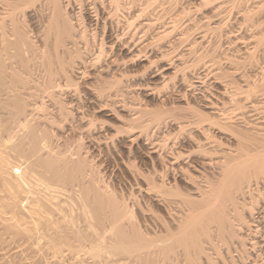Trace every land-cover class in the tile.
Returning a JSON list of instances; mask_svg holds the SVG:
<instances>
[{"label": "bare ground", "instance_id": "1", "mask_svg": "<svg viewBox=\"0 0 264 264\" xmlns=\"http://www.w3.org/2000/svg\"><path fill=\"white\" fill-rule=\"evenodd\" d=\"M39 1L45 16L30 36L26 23L19 27L14 19L18 4L0 0L4 9L0 12V42L4 41L0 43V213L10 214L3 219L48 244L54 261L43 264H159L164 256L169 263L175 260L173 264H236V260L264 264V121L249 114L264 113V77L251 80L247 74L255 51L264 53V18L259 26L251 22L257 27L249 37L253 50L241 60L227 59L226 69L206 52L207 56L196 57L195 62L202 60L217 86L208 90L196 84L201 77H187L201 101L192 104L182 97L181 102H171L173 110L179 111L174 113L164 108L165 97L156 96L159 105L165 106L155 111L148 109L140 95L144 104L124 99L127 87H148L149 81L129 77L136 73L134 61L145 59L149 67L152 62L149 4L135 9L134 0H126L128 4L98 0V5L92 0L94 6L86 8L82 3L87 0H80L82 6L76 11L72 2L79 0ZM228 2L217 4L219 15ZM256 8V17H264V5ZM80 10L82 28L77 27L79 21H72ZM174 19L165 33L175 28ZM215 24L213 30L219 29V22ZM164 31L156 38L159 49L168 47L161 42L166 38ZM191 47L188 54L193 52ZM168 51L154 58L163 63ZM169 55L167 68H156L163 82L188 68L186 54ZM65 94L67 100L61 97ZM115 106L119 112H115L117 125L110 128L114 133L99 131L101 119L95 110L115 111ZM167 119L175 125L167 129L172 138L187 130L199 132L200 137L193 136L194 143L191 139V150L184 140L172 139L168 153H163L158 140L150 138L148 126L164 120L166 125ZM110 139L116 140L112 148L106 145ZM183 155L190 158L182 163ZM131 157L142 168L134 165L136 161L131 168ZM106 158L127 168L129 175H123L133 197L130 201L123 199V190L121 199L116 196V183L109 189L100 184L93 160L105 173ZM135 191L145 195L138 199ZM25 219L31 226H25ZM249 232L257 236L247 240ZM247 244L253 247V255L246 253ZM175 245H183L185 255H173L179 248L174 249ZM155 247L160 248L158 255L166 254L157 258L159 263L149 260L153 253L157 255Z\"/></svg>", "mask_w": 264, "mask_h": 264}, {"label": "rangeland", "instance_id": "2", "mask_svg": "<svg viewBox=\"0 0 264 264\" xmlns=\"http://www.w3.org/2000/svg\"><path fill=\"white\" fill-rule=\"evenodd\" d=\"M11 1H12V5L18 4V5H16L17 6L16 7L17 13L14 16L15 21H17L18 23H16V22L15 23L17 25L19 24L18 25L19 27H23L24 24L26 23L28 26L25 24L24 28H26V30L29 31L28 34H30V36H32L33 34H35L34 31L37 28V26H39V24H41V22L39 20L42 21L43 19H41V18H44L43 15L45 16L44 7L41 6L43 9L40 8V5H42V4L40 3V1H39V3H40L39 4L37 2L38 0H35V1L39 5H37L36 3H33L34 2L33 0H28V1L27 0H11ZM15 1H19V3L15 2ZM23 1L25 2V4ZM26 1L29 4L26 3ZM91 1L92 0H90V1L87 0L86 2H88V3L83 1L82 4H84L83 6L84 7L86 6V8H87V6L88 7L94 6V4L98 2V0H95L96 2H94V0H93L92 1V2H94V4H93ZM100 1L101 0H99V2ZM121 1L125 2L126 0H121ZM220 1L221 0H210V1L209 0L208 1H203V0H134V2L136 3V6L134 3L135 9H139L141 7H144V5L147 7H148V4L150 5L149 8H147V10H149L148 13L150 15L149 14L148 15H149L150 19L152 20L153 25H152L151 29L149 30V38H152V40L154 39L155 41L153 40L152 45L150 47V48H152L150 50L151 53L150 52L148 53V56L150 55L149 57L151 58L150 60H152V62L150 61L151 62L150 67L148 66L149 63H147V61H145V59L142 61L138 60V62L134 61V67H135L136 73H134L135 75H132L134 77L131 76L133 79L131 77H129L131 79V81H136V82H145V80L147 82L149 81L148 87H147V85L146 86H144V85H141V86L138 85L137 86L136 85L134 87L132 86L131 87L132 89H130V87H129V90H128V87H127V89H125L126 87H122L123 89L126 90V93H125L126 96L124 95V97H125L124 99L126 101L131 100L130 102H133V103L138 102V103L144 104L143 102H145L144 100H146L145 104H148L147 105L148 109L150 108L153 111L154 109L159 110L161 107V104L159 105L160 102L158 103L159 100H157L156 98L159 96L163 97V98L165 97L164 101H165L166 106L164 105L165 107L164 106H162V107H164L165 109L170 110L174 113H175V111L178 113L179 112L178 110H175V109L173 110V108L171 107V106H175V105H172L171 102L177 103L178 101L181 102L183 100H188L190 103L195 104L196 102L199 103L201 101V99H198V98H200V97H198L200 94L198 93L197 90L194 89V87H192L190 85V83L187 81V77H189V76L191 77L192 75L195 77L199 76L201 78L198 79L199 82L196 84L205 86L208 90L213 89L214 83L209 78L210 74L208 73L207 67L202 64V60H199L198 62L196 61L197 63L195 62V60H198L196 58L198 55H200L202 53H203V56L206 53L213 55L215 59L219 60L218 62L220 63L221 66H223V69H226L228 67V65L226 63L227 59H232V58L236 59V57H237L238 59L240 58V60H241L243 57H245L244 53H246V51L250 52L253 50V44L249 43V37L252 33L257 32V30H256L257 27L255 28L253 26H257V25L259 26V20L264 18V17L258 16V18H260V19H258L254 13L257 10L256 7L264 5V3H262V2H264V0H232V1L230 0V2L223 4L224 6H226V5L227 6H226V8L223 7L224 8V9H222V11L224 10L223 12L220 11L221 16L218 13L219 11L218 12L216 11L217 10L216 6H218L217 4ZM78 2H80V3H78ZM78 2H72V4L75 6L76 11L79 10L77 7L79 5H81V1L79 0ZM119 2H120V0H119ZM128 2L129 1H126L127 4H128ZM98 3H97V5H98ZM90 4H93V5H90ZM120 4H121V2H120ZM127 4L123 3L122 5H125V7H127L128 6ZM15 5H13V6H15ZM122 5H121L122 9L125 10L126 8L123 7ZM20 6H21V9L19 11L18 8H20ZM22 6H24V7H22ZM25 6L27 8H25ZM14 9H15V7H14ZM22 9L24 12L22 11ZM83 10L82 11L80 10L81 12H79V13H81V14L76 12L75 14L77 16L72 15V18H73L72 21L73 22H75L76 20L79 21L78 23H76L77 21L75 22L77 24L78 28H82V25H83L81 23V22H83V19H82ZM3 11H4V9L2 10V8H1L0 12H3ZM188 11L191 15L188 13ZM21 12H23V13H21ZM42 12H44V13H42ZM251 12H253V13H251ZM41 13H42V15H41ZM216 13H218V14H216ZM1 14H3V13H1ZM78 14H79V16H78ZM249 14H250V18L252 20L248 17ZM251 14L253 16L254 15L255 16L251 17L252 16ZM177 15H179V16H177ZM77 17H79V18L77 19ZM176 17L179 21H177V19H174V20H176V23L174 22L175 28L172 30V32L170 31V32L165 33V31L168 30V27L170 26V21ZM122 19H123V17H121L119 19V22H122ZM248 19H250V20L248 21ZM253 19H254V21H253ZM255 21L258 24L255 25V23H256ZM215 22L216 23L219 22V24H220L219 29L220 30L219 29L213 30L212 27L214 25H216ZM251 22H253V26H251L252 25ZM205 24H207L208 26H206ZM261 24H262V21L260 23V26H263ZM78 25L79 26L81 25V26L79 27ZM209 27L212 30L209 29ZM169 30H170V28H169ZM162 31H164V34H166V35H164V36H166V38L165 39L163 38L164 40L162 39L163 41H161V42H163L162 45L164 46V45L168 44V47H162V48H164L163 50H169L168 52L171 55H173L175 53L186 54L185 60H186L187 65H188V68H186L184 71H179L177 73L176 77L174 79H171L168 82H163V78H161L160 74H157L158 72L156 71V68L161 66V65H164V67L167 68L168 64H166L165 62L168 61L167 59L170 56L169 53H168V57L164 56V58L165 57L166 58L165 59L162 58L163 60H165L163 63H162V61L157 59L158 57H160L159 53H162L163 50H161L162 48L159 49V47H158L159 41L156 38L159 37L158 34ZM138 37H141L140 34H138L137 38ZM139 40L142 42V37ZM140 41L137 43L138 45L136 44L137 47L141 43ZM0 43L3 44L4 41L0 42ZM2 44H0V45H2ZM190 46H192L191 48H194V49H193L192 53L188 54V51H189L188 48ZM262 53H263V51H257V52L255 51V53L253 55V64H252L253 68L251 66V68L248 69L249 72L247 73L249 75V79H251V80H254V79L258 80V78L259 79L261 78L260 77L261 75H262V77H264V53L263 54ZM207 54H206V56H207ZM155 55H158V57L154 58ZM206 56L204 57L205 59L207 58ZM149 57L146 60H148ZM175 63H177V62L175 61ZM257 63H259V64H257ZM144 66H146V68H143ZM172 66H173V64H172ZM143 70H145V71H143ZM198 73H199V75H197ZM178 79L180 80L179 82H181V84H179V82H177ZM163 84H164V86H163ZM178 85H179V87H178ZM214 86H217V85H214ZM180 88H181V90L184 91V94H185L184 96L181 93L182 91H180V94L178 93V90ZM139 95L142 96L144 100L140 99L142 97H140ZM179 95L180 96L182 95V96L179 97ZM152 96H154V97L152 98ZM61 97L62 98L65 97L66 100L68 98L67 94H65L64 96H61ZM177 97H179V98H177ZM182 97H183V100H181ZM81 100H84L83 97H81ZM154 101H157V103ZM167 102H169V104ZM169 107H171L172 109H170ZM114 108H117V109L115 111H113V110L110 111L109 110L110 108L108 110L102 109L99 111V108L95 110L96 116L99 119H101L100 121L97 122L98 123L97 127H98L99 131L105 130L106 132H108L110 130V132H108V134L114 133L113 130L111 131L110 128L115 127V125H117V123H118L116 116L118 115L117 113L119 112L118 111L119 107L115 106ZM116 111H117V113H115ZM168 114H170L169 111L167 113H165V115H168ZM249 114L252 115L251 118H258V119L260 118L262 121H264V113L263 112L262 113H256L253 111V112H250ZM168 119L166 121H168ZM164 123H165V120H164ZM164 123L162 122V124L161 123L156 124V122H155L154 124H150L152 126L149 125L147 128L148 130L150 129L149 131H147V133H149V136H151L150 138L153 137V139H156V140H154L155 142L158 140V142H157L158 145L160 147L162 146L161 148L164 150L163 153H166V152L168 153V147L167 146L172 139H174V140L178 139V141H180L179 139H181L182 141L184 140L185 142L183 141L184 142L183 145L185 144L184 146L188 150H191V148H193V146H194V144H192V142L194 143V138L197 137V135H198V137H200L199 132H197V130H190V132H189V130H187L189 133H187V131H185V132H182V134H180L179 136L177 135L178 136L177 138H172L171 136H173V133L169 134L168 130H170L171 127L173 128V126L175 127V125L171 124L170 121H168L169 124L166 123V125H165ZM163 133H165V135ZM190 136L191 137L195 136V137L191 138ZM191 139H193V141ZM182 141H181V143H182ZM55 142H56V140H55ZM112 142L115 144L116 140L112 139L111 142L109 141V144L107 142L106 145H108V147L112 148V146H113ZM58 143H59V141H58ZM164 147H166V148H164ZM148 154L150 155V157L155 156L154 155L155 153H152V154L148 153ZM185 154H187V153H185ZM196 156H198V155H193V156H191V158L192 157L195 158ZM189 158H190V155L189 156L186 155V158H185V155H183L180 162L183 163V162L187 161ZM103 159L104 158H102V160ZM131 160H132V162L130 161L131 162L130 166L133 165L132 164L133 161H136V162H134V165L136 167L140 166L138 159L136 160V158H132ZM105 161H104L105 164L102 163L103 164L102 166L105 165L107 167V168L105 167L106 172L104 173L103 170L105 171V169H103L102 167H99L100 165H98V162H96V160H93V163L97 164V165L93 164L94 166L93 165L92 166H93V169L95 170V173L96 174L98 173L97 176L100 178V184H102V186H104V187L106 186L107 189L110 188L111 183L114 185L117 184L115 186V188L117 189V192L119 194L116 192L118 194V195L116 194V196H118L119 199H121V196L123 197L122 194H124V196H126L125 198H123L126 201H130L131 199H133V197L130 196L128 194V191H127L130 189L129 183L125 179V177H126L125 175L126 174L129 175L127 168H125V166L123 167V165L119 166V164H117V162H115V161L113 162L111 158H106ZM94 167H96V168H94ZM119 167H120L121 171H120ZM129 167H128V169H129ZM131 168H133V166ZM140 168H142V166H140ZM109 172L116 174L117 177L113 174H111V176H110ZM186 173H187V171H186ZM123 174H125V175H123ZM108 175L110 176L111 182L109 181L110 179L108 178ZM177 178L179 179V177H177ZM106 179H108V180H106ZM112 179H114V180H112ZM113 181H115V182H113ZM106 182H107V184H106ZM131 183H134V182L132 181ZM108 185H109V187H108ZM118 188H120V192H119ZM135 188L136 187H134V190H136ZM122 190L125 193L120 194L122 192ZM135 193H136V195L138 194L137 195L138 199H140V195H145V192L140 193V195H139V193H137V191H135ZM119 195H121V196H119ZM159 208L161 209L162 206L160 205ZM9 215L10 214L0 213V264H30V263L31 264H41V263L43 264L46 261H50V260H51L50 262H52V260L54 261V259L51 258L52 254H51V251L48 249V244H45L44 240L41 241L42 239H40L37 236H33V238L28 237L29 236L28 232L23 231L22 230L23 228L16 226L13 223V221H9V220L7 221V220L3 219L5 217L8 218ZM255 215H257V214H255ZM25 220H27V219H25ZM28 221L30 223V220H27V223L25 224L26 227H29V225L31 226V223L29 224ZM255 223L258 224V222H255ZM261 223L264 224V221H261ZM12 225H14V226H12ZM25 226L23 225V227H25ZM262 230L264 231L263 227H262ZM262 230H260V231L262 232ZM249 234H247V237H246L247 240L251 236H253L251 238H254V236H257V233L249 232ZM253 234H255V235H253ZM23 236H24V238H23ZM31 239H33V240H31ZM37 239L39 240V242ZM36 240H37V242H36ZM42 245H43V247H41ZM44 247L47 251L44 249ZM157 247H160V246H157ZM157 247H155V248H157ZM248 247H250V248H248ZM248 247H247L248 250H246V253L248 252L247 254L253 255L252 254L253 250H254L253 247H251L250 245H248ZM160 248H162V246ZM160 248H157L158 250L156 249L157 250L155 252L156 254L158 253ZM175 248H178V249H175ZM174 249L177 251V253H175V254L173 253V255H185L184 250H183V245L181 247L175 245ZM249 251H250V253H249ZM42 252H43V254H42ZM48 252L50 254V257H48L49 256ZM164 254L162 252L159 255L158 254L155 255L153 253V255H150L149 260L155 261V263H156L159 260L157 258L158 257L160 258ZM45 255H46V259L43 258V257H45ZM170 255H172V253ZM233 256L235 257V258L233 257V259L236 260L237 257L235 255H233ZM40 258L41 259L43 258V259L41 260ZM112 258L115 259V256ZM112 258H109V260H112ZM116 258H118V255L116 256ZM164 258H165V256H164ZM164 258H161L160 263L159 262L158 263L159 264H165V262H166V264H168L169 262H171L169 259H164ZM238 259H240V258H238ZM163 260H165L164 263H163ZM166 260H168V261H166ZM227 260H229V258H227ZM173 262H175V260L169 264H173ZM109 264H111V263H109ZM236 264H240L238 260H236Z\"/></svg>", "mask_w": 264, "mask_h": 264}]
</instances>
